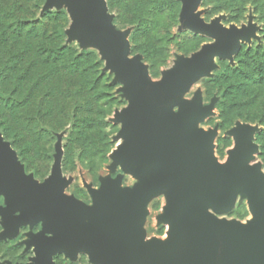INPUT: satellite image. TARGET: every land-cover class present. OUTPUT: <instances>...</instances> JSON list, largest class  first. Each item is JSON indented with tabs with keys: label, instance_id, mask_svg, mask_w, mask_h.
<instances>
[{
	"label": "rangeland",
	"instance_id": "1",
	"mask_svg": "<svg viewBox=\"0 0 264 264\" xmlns=\"http://www.w3.org/2000/svg\"><path fill=\"white\" fill-rule=\"evenodd\" d=\"M102 1V19L110 31L121 34L127 42L125 61L133 69L145 70L152 81L163 84L170 79L179 60H188L209 47L226 41L217 31L227 35L241 34L240 49L230 54L217 53L204 63L200 71L178 89L177 97L162 110L163 118L178 124L190 118L187 137L208 144L209 156L225 169L237 157L243 137L251 147L250 161L264 177V151L260 135L264 132V90L251 107L236 108L227 119V71L239 65L241 54L249 49L264 53V0H175L172 10L176 21L166 20L171 35L164 28L150 37L136 32L137 26L123 22L111 0ZM203 27L199 31L184 27L185 13ZM66 11L65 44L80 53H94L99 72L108 85L115 104L107 116L109 125L103 131L101 149L107 161L97 160L90 167L75 158L64 163L68 131L58 132L54 142L50 173L40 179L28 172L17 151L0 130V264H114L102 251L83 245L75 237L76 225L100 234L109 233L114 221L129 220L135 225V236L143 246L164 244L170 238L173 213L180 207L183 222L198 224L199 212L209 213L223 221H236L246 226L255 222L246 188L238 190L226 210H218L204 199L180 202L178 184L168 178L173 170L159 163L141 172L139 164L122 157L128 140L129 117L143 101V90L126 83L120 74L119 54L110 48L108 34L88 35L79 30L80 21L71 0H45L40 16ZM165 18V17H164ZM162 22V17H159ZM163 38L154 51H146L149 39ZM121 52H124L122 50ZM85 64L90 59H84ZM246 96H240V100ZM255 154V155H254Z\"/></svg>",
	"mask_w": 264,
	"mask_h": 264
},
{
	"label": "trees",
	"instance_id": "2",
	"mask_svg": "<svg viewBox=\"0 0 264 264\" xmlns=\"http://www.w3.org/2000/svg\"><path fill=\"white\" fill-rule=\"evenodd\" d=\"M45 0H0V130L28 172L44 179L51 169L55 135L68 131L64 163L75 158L107 161L101 149L106 120L115 98L99 72L94 53L77 54L65 44L66 11L40 16ZM123 22L150 37L175 22V0H111ZM162 17V22L159 19ZM165 17V18H164ZM163 38L149 39L148 51ZM239 65L222 77L227 82V119L238 107H251L264 90V53L240 52ZM84 59L89 60L85 64ZM246 99L240 100V96ZM264 101V100H263ZM264 120V114H260ZM264 151V132L260 135Z\"/></svg>",
	"mask_w": 264,
	"mask_h": 264
},
{
	"label": "water",
	"instance_id": "3",
	"mask_svg": "<svg viewBox=\"0 0 264 264\" xmlns=\"http://www.w3.org/2000/svg\"><path fill=\"white\" fill-rule=\"evenodd\" d=\"M71 2L80 21L79 30L86 31L88 35L108 34L111 50L120 56L122 79L143 90V101L129 117L128 140L122 157L131 164H139L141 172L159 163L171 168L173 173L168 181L178 184L181 203L201 198L218 210H226L234 201L236 192L246 188L250 207L256 215L254 224L257 222L252 226L236 221L214 222L201 211L200 222L194 225L181 221L180 207H177L173 213L171 238L164 244L141 245L135 236V225L129 220L114 221L108 227V234L76 225L74 238L83 245L102 251L114 264H264V177L258 166L249 160L251 147L248 137H243L233 165L221 170L209 156L207 143L187 137L189 117L172 124L162 116L163 108L176 99L179 87L188 80L189 74L202 70L204 63L217 53L238 51L241 34L227 35L217 31L226 43L209 47L188 60H179L178 67L170 72V79L159 84L152 81L145 70L133 69L127 64L124 56L127 42L123 35L110 31L105 24L95 23L102 19V1ZM192 2L194 4L196 0ZM191 10V7L187 9L183 26L199 31L203 27L190 15ZM157 117L162 118L168 127H174L176 134L159 133ZM185 140L189 142L187 146ZM194 192L198 195L194 196ZM224 195L231 196L230 204L218 207L213 199Z\"/></svg>",
	"mask_w": 264,
	"mask_h": 264
},
{
	"label": "bare ground",
	"instance_id": "4",
	"mask_svg": "<svg viewBox=\"0 0 264 264\" xmlns=\"http://www.w3.org/2000/svg\"><path fill=\"white\" fill-rule=\"evenodd\" d=\"M156 127H157V131L159 133L168 132L169 135H175L176 134V129L174 127H168L165 124V122L162 120V118H160V117H157ZM188 144H189V142L185 140V145L187 146ZM219 166H220L221 170H224L223 165H219ZM193 194H194V196L198 195L197 192H194ZM202 195H205V194L202 193ZM213 201L216 203V205L218 207L229 206L230 201H231V196L224 195V196L218 197L216 199H213ZM252 212H253V217L256 218L254 211H252ZM206 216L214 222H222L223 221V220L216 219L215 217H212L209 213H206ZM254 225H257V222ZM185 227L186 226H183V228H185ZM123 232L125 233L126 229H124ZM167 236H169V238H171L170 233Z\"/></svg>",
	"mask_w": 264,
	"mask_h": 264
}]
</instances>
